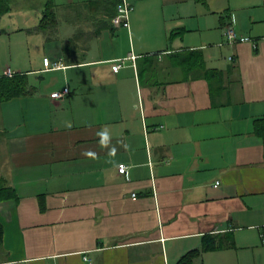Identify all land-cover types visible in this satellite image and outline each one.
Masks as SVG:
<instances>
[{
    "label": "crops",
    "instance_id": "obj_1",
    "mask_svg": "<svg viewBox=\"0 0 264 264\" xmlns=\"http://www.w3.org/2000/svg\"><path fill=\"white\" fill-rule=\"evenodd\" d=\"M106 1L54 0L49 40L43 13L0 19V78L31 88L0 104V183L17 195L0 201V264H264V0H133L129 28ZM193 50L222 72L212 91L172 57Z\"/></svg>",
    "mask_w": 264,
    "mask_h": 264
},
{
    "label": "trees",
    "instance_id": "obj_2",
    "mask_svg": "<svg viewBox=\"0 0 264 264\" xmlns=\"http://www.w3.org/2000/svg\"><path fill=\"white\" fill-rule=\"evenodd\" d=\"M12 0H0V19L12 11ZM123 0H108L104 2L105 8L111 12L117 10ZM197 3L205 4L208 0H194ZM54 0H48L46 3V13L42 19L41 25L37 28L38 31L49 35L52 28H56L57 17L54 11ZM2 30H0V33ZM49 32V33H48ZM47 35L48 40L50 37ZM177 66L182 67L186 72H200L201 75L208 80L211 91L213 89V82H217L222 72L219 70L208 69L205 66L204 53L201 50L182 51L172 54ZM199 73V74H200ZM31 91L30 84L27 76L13 75L12 77L0 78V104L24 95L29 94ZM254 133L262 138L264 144V117L257 120L254 126ZM14 190L10 189L6 184L0 183V201L9 200L16 197ZM3 238V228L0 225V242ZM204 250H210L209 242L205 243ZM215 248V247H213ZM199 254L197 250L188 252L183 256L177 264H194V259Z\"/></svg>",
    "mask_w": 264,
    "mask_h": 264
},
{
    "label": "rangeland",
    "instance_id": "obj_3",
    "mask_svg": "<svg viewBox=\"0 0 264 264\" xmlns=\"http://www.w3.org/2000/svg\"><path fill=\"white\" fill-rule=\"evenodd\" d=\"M48 0H12L11 1V5H12V11L10 13H8L6 16H4L3 20L4 22H8V24L6 25V28L9 29L10 25H14L16 23H23L26 24L28 23H32L31 21H36L38 19L39 14L41 15V13H43V15L46 13V3ZM133 0H128V3L131 6V12L134 10V1ZM158 3V1L156 0H149L147 3ZM44 2V3H43ZM161 1L159 0V3ZM43 3V6H42ZM212 6L215 7H221L223 10L225 7L228 6L227 0H214L211 1L210 3ZM198 8H201L200 10H202L203 7L202 5H198ZM207 10V8H206ZM54 11L56 12V16H59V19L61 18V13H62V9L57 10L56 8H54ZM130 12V14H131ZM177 10H173V12L168 13L169 16L176 15ZM63 14V13H62ZM130 14H129V27H130ZM61 20V19H60ZM171 37V35H170ZM212 47L217 48V54L216 56L218 57L217 60H221L224 61V57L229 58V49L226 48H222V49H218L219 47H217V45H212ZM30 52L25 51L24 57H26V60L29 59V57L31 58V55H29ZM38 58V57H37ZM221 63V62H220ZM222 66V65H221Z\"/></svg>",
    "mask_w": 264,
    "mask_h": 264
},
{
    "label": "built area",
    "instance_id": "obj_4",
    "mask_svg": "<svg viewBox=\"0 0 264 264\" xmlns=\"http://www.w3.org/2000/svg\"><path fill=\"white\" fill-rule=\"evenodd\" d=\"M131 12V6L128 3V0H123L122 4L118 7V15L114 18L113 22L116 26L121 27L124 26L126 28H129V14ZM226 37L229 41V43H236L238 41L237 33L234 29V26L232 24H229L226 27ZM60 61L51 62L48 58L44 60V64L47 68L50 69H62L64 68V65ZM124 60H120V64H117L114 66V71L118 72L121 68V63H123ZM10 75V74H9ZM11 76V75H10ZM69 93V88H65L62 92H55L52 94L53 98H63ZM55 94V95H54ZM119 172L120 174L126 175L128 172V166L126 164H122L119 166Z\"/></svg>",
    "mask_w": 264,
    "mask_h": 264
},
{
    "label": "clouds",
    "instance_id": "obj_5",
    "mask_svg": "<svg viewBox=\"0 0 264 264\" xmlns=\"http://www.w3.org/2000/svg\"><path fill=\"white\" fill-rule=\"evenodd\" d=\"M100 135L104 138L102 140V143L106 142L107 141V137H108V133L107 132H101Z\"/></svg>",
    "mask_w": 264,
    "mask_h": 264
}]
</instances>
